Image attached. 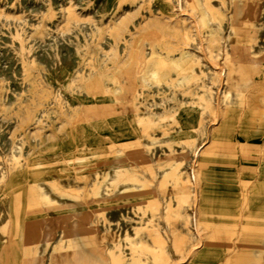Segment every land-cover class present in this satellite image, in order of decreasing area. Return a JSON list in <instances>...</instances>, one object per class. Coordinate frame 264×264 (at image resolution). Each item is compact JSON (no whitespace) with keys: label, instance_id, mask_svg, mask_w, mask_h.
<instances>
[{"label":"rangeland","instance_id":"rangeland-1","mask_svg":"<svg viewBox=\"0 0 264 264\" xmlns=\"http://www.w3.org/2000/svg\"><path fill=\"white\" fill-rule=\"evenodd\" d=\"M179 5L0 0V264H62L73 245L58 222L73 227L78 214L107 264H214L205 245L264 235L247 215L248 183L223 218L198 209L191 176L200 162L241 179L264 169V137L255 147L233 139L231 151L211 137L227 109L263 111L264 0ZM231 58L247 69L252 104L220 75ZM14 172L27 173L23 187H8ZM34 225L52 232L30 235Z\"/></svg>","mask_w":264,"mask_h":264},{"label":"bare ground","instance_id":"bare-ground-1","mask_svg":"<svg viewBox=\"0 0 264 264\" xmlns=\"http://www.w3.org/2000/svg\"><path fill=\"white\" fill-rule=\"evenodd\" d=\"M229 2V1H228ZM263 2V1H262ZM184 4V2H182ZM243 3V2H242ZM138 4V2H137ZM181 7V0H179ZM187 4V3H186ZM178 5V4H177ZM182 8V7H181ZM182 10V9H181ZM191 10V9H190ZM232 10V9H231ZM66 11V10H65ZM67 13V11H66ZM183 13V11H182ZM186 13V12H185ZM183 13V14H185ZM189 13V12H188ZM240 13V12H239ZM229 14V13H228ZM179 15V14H178ZM192 16V15H191ZM10 18V17H9ZM24 18V17H23ZM192 18V17H191ZM8 19V18H7ZM116 19V18H115ZM114 19V20H115ZM1 20V19H0ZM6 20V19H5ZM12 20V19H11ZM18 20V19H17ZM118 20V19H117ZM4 21V19H3ZM9 21V20H8ZM7 21V22H8ZM24 21V20H23ZM27 21V20H25ZM87 21V20H85ZM193 21V20H192ZM225 21V20H224ZM10 22V21H9ZM17 22V21H16ZM22 22V21H21ZM6 23V22H5ZM79 23V22H78ZM90 23V22H88ZM135 23V22H134ZM212 23V22H211ZM210 23V24H211ZM217 23V22H215ZM16 24V23H15ZM18 24V23H17ZM16 24V25H17ZM21 24V23H20ZM74 24V23H73ZM77 24V23H76ZM82 24V23H81ZM84 24V23H83ZM213 24V23H212ZM1 25V24H0ZM25 25V24H24ZM94 25V24H93ZM197 25V24H196ZM7 26V25H6ZM13 26V25H12ZM215 26V25H214ZM224 27V25H222ZM198 27V26H197ZM83 28V27H82ZM194 28V27H193ZM196 28V27H195ZM194 28V29H195ZM264 28V27H263ZM20 29V28H19ZM31 29V28H30ZM49 29V28H48ZM93 29V28H92ZM129 29V28H128ZM213 29V28H212ZM223 29V28H222ZM24 30V29H23ZM51 30V29H50ZM72 30V29H71ZM224 30V29H223ZM48 31V30H47ZM77 31V30H76ZM193 31V30H192ZM1 32V31H0ZM28 32V31H27ZM61 32V31H60ZM58 32V33H60ZM64 33V31H62ZM75 32V31H74ZM198 32V31H197ZM206 32V31H205ZM91 33V32H90ZM89 33V34H90ZM196 33V32H195ZM222 33V32H221ZM229 33V32H228ZM24 34V33H23ZM49 34V33H48ZM53 34V33H52ZM88 34V35H89ZM58 35V34H57ZM62 35V34H61ZM66 35V33H65ZM199 35V33H198ZM225 35V34H224ZM21 36V35H20ZM47 36V35H46ZM60 36V35H59ZM63 36V35H62ZM67 36V35H66ZM106 36V35H105ZM201 36V33L199 37ZM64 37V36H63ZM86 37V36H85ZM125 37V36H124ZM127 37V36H126ZM198 37V38H199ZM34 38V37H33ZM46 38V37H45ZM44 38V39H45ZM62 38V37H61ZM10 39V38H9ZM52 39V38H51ZM57 39V38H56ZM66 39V38H65ZM195 39V38H194ZM36 40V39H35ZM34 40V41H35ZM46 40V39H45ZM44 40V41H45ZM95 40V39H94ZM93 40V41H94ZM129 40V39H128ZM10 41V40H9ZM33 41V40H32ZM41 41V40H40ZM39 41V42H40ZM59 41V40H58ZM103 41V40H102ZM105 41V40H104ZM199 41V40H198ZM192 42V41H191ZM203 42V41H201ZM59 43V42H58ZM105 43V42H104ZM184 43V42H183ZM200 43V42H198ZM205 43V42H204ZM202 43V44H204ZM15 44V43H13ZM41 44V43H40ZM53 44V43H52ZM51 44V45H52ZM55 44V43H54ZM99 44V43H98ZM102 44V43H101ZM196 44V43H195ZM8 45V44H7ZM48 45V44H47ZM50 45V43H49ZM48 45V46H49ZM100 45V44H99ZM120 45V44H119ZM191 45V44H190ZM193 45V44H192ZM221 45V44H220ZM9 46V45H8ZM34 46V45H33ZM44 46V45H43ZM46 46V45H45ZM61 46V45H60ZM101 46V45H100ZM106 46V45H105ZM109 46V45H108ZM228 46V44H227ZM27 47V46H26ZM38 47V46H37ZM186 47V46H185ZM199 47H201L199 45ZM203 47V46H202ZM201 47V49H202ZM112 48V47H111ZM172 48V47H171ZM198 48V47H197ZM196 48V49H197ZM8 49V48H7ZM10 49V48H9ZM13 49V48H12ZM17 49V48H16ZM26 49V48H25ZM44 49V48H43ZM104 49V48H103ZM119 49V48H118ZM146 49V48H145ZM223 49V48H222ZM231 49V48H230ZM51 50V49H50ZM158 50V49H157ZM190 50V49H189ZM257 51V50H256ZM59 52V50H58ZM61 52V51H60ZM189 52V51H188ZM197 52V51H196ZM57 53V52H56ZM179 53V52H178ZM205 53V51H204ZM13 54V53H12ZM35 54V53H34ZM44 54V53H43ZM51 54V53H50ZM198 54V53H197ZM206 54V53H205ZM215 54V53H214ZM32 55V54H31ZM104 55V54H102ZM110 55V54H109ZM148 55V54H147ZM188 55V53H187ZM199 55V54H198ZM221 55V54H220ZM52 56V55H51ZM174 56V55H173ZM204 56V55H203ZM222 56V55H221ZM53 58V57H52ZM51 58V59H52ZM77 58V57H76ZM127 58V57H126ZM201 58V57H200ZM216 58V57H215ZM10 59V58H9ZM89 59V58H88ZM37 60V59H36ZM13 61V60H12ZM11 61V62H12ZM73 61V60H72ZM202 61V59H201ZM7 62V61H6ZM48 62H50L48 60ZM203 62V61H202ZM39 63V62H38ZM64 63V62H63ZM71 63V62H70ZM73 63V62H72ZM86 63V62H85ZM11 64V63H10ZM21 64V63H20ZM19 64V65H20ZM163 64V63H162ZM207 64V62H206ZM212 64V62H211ZM1 65V64H0ZM59 65V64H58ZM63 65V64H62ZM109 65V64H108ZM48 66V65H47ZM70 66V64H69ZM72 66V65H71ZM91 66V65H90ZM212 66H214L212 64ZM52 67V66H51ZM80 67V66H79ZM14 68V67H13ZM48 68V67H47ZM82 68V67H81ZM206 68V67H205ZM18 69V68H17ZM110 69V68H109ZM198 69V68H197ZM22 70V68H21ZM45 70V68H44ZM68 70V69H67ZM218 70V69H217ZM246 68L237 64L232 58L230 61L219 68L220 75L226 81L227 87L234 88L242 93L249 103H254L256 96L253 97L251 84L246 74ZM13 71V70H12ZM81 71V70H80ZM86 71V70H84ZM91 71V69H90ZM93 71V70H92ZM91 71V72H92ZM217 71V72H219ZM19 72V71H18ZM54 72V71H53ZM52 72V73H53ZM196 72V71H195ZM2 73V71H1ZM40 73V71H39ZM86 73V72H85ZM174 73V72H173ZM172 73V75H173ZM25 74V73H24ZM63 74V73H62ZM208 74V73H207ZM12 76V75H11ZM14 76L16 74L14 73ZM60 76V75H59ZM78 77V76H77ZM13 78V77H12ZM18 78V77H17ZM42 78V76H41ZM2 80V79H1ZM169 80V79H168ZM217 80V79H216ZM14 81V80H13ZM127 89L132 87V73H128L125 77ZM209 81V79H208ZM8 82V81H7ZM41 82V81H40ZM58 82V81H57ZM4 83V82H3ZM13 84V83H12ZM22 84V83H21ZM106 84V83H105ZM112 84V83H111ZM209 84V83H207ZM29 85V84H28ZM44 85V84H43ZM15 86V85H14ZM11 87V86H10ZM216 87V86H215ZM24 88V87H22ZM157 88V87H156ZM162 88V87H161ZM17 89V88H16ZM27 89V88H26ZM163 89V88H162ZM42 90V89H41ZM54 90V89H53ZM59 90V89H58ZM144 90V89H143ZM156 91V89L154 88ZM159 90V89H158ZM164 90V89H163ZM227 90V89H226ZM6 91V90H5ZM10 91V89L8 90ZM7 91V92H8ZM23 91V90H22ZM38 91V90H37ZM146 91V90H145ZM220 92V90H218ZM224 91V90H223ZM4 92V91H3ZM2 92V94H3ZM6 92V94H8ZM55 92V91H54ZM141 92V91H140ZM214 93V92H213ZM218 92H216L217 94ZM5 94V95H6ZM16 94V93H15ZM4 95V94H3ZM2 95V96H3ZM84 95V94H83ZM7 96V95H6ZM56 96V95H55ZM58 96V95H57ZM62 96V95H61ZM17 97V96H15ZM218 97V94H217ZM129 98V97H128ZM141 98V97H140ZM223 98V97H222ZM56 99V98H55ZM179 99V97H178ZM194 99V98H193ZM219 99V98H218ZM216 100V99H215ZM218 102V101H217ZM223 103V101H222ZM66 104V103H65ZM127 106V105H126ZM216 106V105H215ZM167 107V106H166ZM257 108L263 110L256 112L250 116V109L242 116L232 109H227L219 118V126L212 131V141L216 144L215 148L221 151L233 150V139L242 141L248 146L255 147L261 143V138L264 137V101L257 100ZM68 110V108H67ZM160 110V109H159ZM132 111V110H131ZM37 113V112H36ZM145 113V112H144ZM140 114V113H139ZM2 115V114H1ZM44 116V115H43ZM7 117V116H6ZM15 117V116H14ZM17 117V114H16ZM5 118V116H4ZM38 118V117H37ZM3 119V118H2ZM5 120V119H4ZM11 120V119H10ZM36 120V119H35ZM217 120V119H216ZM9 121V120H8ZM13 121V120H12ZM210 121V120H209ZM1 122V121H0ZM211 122V121H210ZM37 123V122H34ZM208 124V123H207ZM7 125V124H6ZM16 125V124H15ZM13 125L12 127H14ZM213 123H211V126ZM2 126V125H1ZM206 126V125H205ZM214 126V125H213ZM5 127V126H4ZM232 127L236 130H232ZM211 128V127H210ZM209 128V129H210ZM8 131V130H7ZM4 132V131H3ZM160 133V132H159ZM205 133V132H204ZM17 134V133H16ZM7 135V134H6ZM18 135V134H17ZM16 135V136H17ZM200 136V135H199ZM204 136V135H203ZM6 137V136H5ZM162 138V137H161ZM207 138V136H206ZM209 138V137H208ZM11 139V138H10ZM201 139V138H200ZM203 139V138H202ZM34 141V140H33ZM145 141V140H144ZM17 142V141H16ZM35 142V141H34ZM18 143V142H17ZM232 143V144H231ZM20 144V143H19ZM206 144V143H205ZM203 144V145H205ZM8 146V145H7ZM17 147V146H16ZM28 147V146H27ZM156 147V146H155ZM158 147V146H157ZM165 147V146H164ZM176 147V146H175ZM202 148V147H201ZM15 149V148H14ZM17 149V148H16ZM19 149V148H18ZM200 149V148H199ZM196 150V155L199 153ZM1 150V149H0ZM24 150V149H23ZM2 151V150H1ZM158 151V150H157ZM160 151V150H159ZM176 151V150H175ZM190 151V150H189ZM3 152V151H2ZM13 152V151H12ZM15 152V151H14ZM4 153V152H3ZM16 153V152H15ZM188 153V152H187ZM27 154V153H25ZM14 155V154H13ZM3 156V155H2ZM10 156V155H9ZM1 157V156H0ZM194 157V155H193ZM22 159V158H21ZM20 159V160H21ZM157 159V158H156ZM3 160V159H2ZM1 160V161H2ZM7 160V159H6ZM188 160V159H187ZM188 162V161H187ZM1 163V162H0ZM191 163V162H190ZM194 164V163H193ZM192 165V164H191ZM187 167L186 165H184ZM1 168V167H0ZM191 176L197 183L198 189V209L208 211L210 215L229 218L238 213L237 197L241 194L242 182L249 184V198L247 215L257 221L264 222V169H261L256 177L252 174L244 175L243 178H238L232 170L226 168H217L200 162L198 165L191 167ZM1 170V169H0ZM157 170V169H156ZM161 174V173H160ZM27 173L14 172L11 173L8 181V187L18 189L23 187L27 182ZM111 176V175H110ZM18 178V179H17ZM192 180V179H191ZM71 183V181H70ZM44 186V185H43ZM124 186V185H122ZM122 188V187H121ZM48 191V189H47ZM168 191V190H167ZM171 193V192H170ZM104 195V194H103ZM111 195V194H110ZM104 198V197H103ZM64 200V199H63ZM73 202V201H72ZM196 202V201H195ZM195 205V204H194ZM69 206V205H68ZM72 206V205H71ZM130 206V205H129ZM120 207V206H119ZM122 208V207H121ZM126 211V210H125ZM82 213V212H81ZM77 214V213H76ZM194 217V216H193ZM192 217V218H193ZM197 214H195V218ZM193 220V219H192ZM58 221V220H57ZM88 220L78 214L77 224L73 227L68 226L66 219H59V222L66 228L69 234L73 250L67 255L62 264H107L103 258V254L97 246L99 238L90 230ZM194 221V220H193ZM164 223V222H163ZM193 223V222H192ZM10 224V223H9ZM56 225V224H55ZM59 225V224H58ZM179 226V225H178ZM165 227V226H164ZM24 229V228H23ZM22 229V230H23ZM30 235L35 233L48 234L52 230V225L43 227L42 225L31 226ZM184 230V229H183ZM197 230V229H196ZM8 231V230H7ZM24 231V230H23ZM100 231V230H99ZM195 231V230H194ZM9 232V231H8ZM26 232V229H25ZM52 232V231H51ZM7 233V232H6ZM198 233V232H197ZM53 234V233H52ZM190 235V234H189ZM7 236V235H6ZM28 237V236H27ZM220 241L210 248L205 245L202 253H207L205 260L211 261L214 264H264V235L252 233L246 229L241 232L240 237L235 243L228 244ZM64 251V250H63ZM62 252V251H61ZM229 252V253H228ZM64 256V255H63ZM40 257V256H39ZM48 257V256H47ZM187 260V259H186ZM47 261V260H46ZM117 263V261H116ZM35 264V263H34Z\"/></svg>","mask_w":264,"mask_h":264}]
</instances>
